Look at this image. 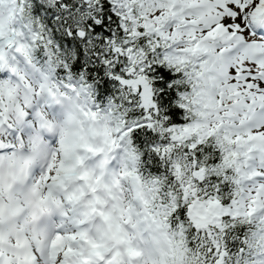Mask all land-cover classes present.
Segmentation results:
<instances>
[{
  "label": "snow or ice",
  "instance_id": "6c2138e0",
  "mask_svg": "<svg viewBox=\"0 0 264 264\" xmlns=\"http://www.w3.org/2000/svg\"><path fill=\"white\" fill-rule=\"evenodd\" d=\"M0 264H264V0H0Z\"/></svg>",
  "mask_w": 264,
  "mask_h": 264
}]
</instances>
